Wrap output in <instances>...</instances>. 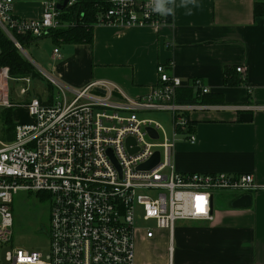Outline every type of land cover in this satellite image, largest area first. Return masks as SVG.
<instances>
[{
	"label": "built area",
	"instance_id": "built-area-1",
	"mask_svg": "<svg viewBox=\"0 0 264 264\" xmlns=\"http://www.w3.org/2000/svg\"><path fill=\"white\" fill-rule=\"evenodd\" d=\"M13 3L0 0V33L24 57L17 35L39 39L52 28L74 24L61 22L59 0H44L38 19L16 16ZM107 3L97 24L158 27L167 23L166 16L152 11V0ZM61 58L60 49L54 48L51 59ZM243 70L235 68L238 73ZM37 73L57 86L61 96L48 103L44 91L41 97L17 104L9 97L8 82L25 84L17 91L23 96L32 78L11 77L7 67H0V108H21L27 114L26 120L14 123L10 140H0V264H134L136 232L152 238L156 230L164 229L171 240L177 221L213 219L215 191L257 190L248 173H183L176 169L172 150L177 139L196 141L191 113L228 108L178 101L182 89L192 90L198 98L209 93L201 79L182 80L165 64H158L156 83L147 93L132 97L107 80L68 91L52 74ZM232 108L250 112L264 110V104ZM155 112L169 115V133L153 119ZM129 138L132 142L127 144ZM132 149L136 151L130 152ZM155 152L159 153L157 166L140 169ZM20 190L35 191L49 200L45 253L4 249L11 239L13 197Z\"/></svg>",
	"mask_w": 264,
	"mask_h": 264
},
{
	"label": "crops",
	"instance_id": "crops-1",
	"mask_svg": "<svg viewBox=\"0 0 264 264\" xmlns=\"http://www.w3.org/2000/svg\"><path fill=\"white\" fill-rule=\"evenodd\" d=\"M43 1L14 0L13 13L38 19ZM92 32L91 44L49 39L53 46L46 63L68 91L107 80L129 96H141L156 83L158 64L182 80L201 79L228 108L191 113L196 141L177 139L176 169L248 173L258 186L221 195L213 201L211 221H177L171 240L164 229L152 238L136 232L134 264H264V110L250 111L252 120L240 122L241 111L232 108L264 104V16H254L253 0H197L191 15L176 7L169 22L158 27L95 24ZM56 47L62 58L53 61ZM238 66L242 73L235 71ZM22 118L27 119L25 110ZM242 194L251 195L250 205L233 207Z\"/></svg>",
	"mask_w": 264,
	"mask_h": 264
},
{
	"label": "rangeland",
	"instance_id": "rangeland-1",
	"mask_svg": "<svg viewBox=\"0 0 264 264\" xmlns=\"http://www.w3.org/2000/svg\"><path fill=\"white\" fill-rule=\"evenodd\" d=\"M49 39H51V37L45 36L23 46L25 57L32 62L31 64L34 65L36 71L38 70L43 76V71L51 74L50 68L46 63L49 48L53 46ZM44 77L40 79L32 78L28 92L23 96H18L17 91L18 87L25 84H19L17 81H9L8 88L11 101L13 103L23 104L24 100L30 97H41L44 91L47 93V96H52V99L60 97L61 94L57 86L49 84L47 78ZM67 98L70 100L71 95L67 94ZM1 109L2 108H0V140H6L5 125L1 115ZM13 116L14 121L23 119V110L17 111L16 108L13 107ZM151 116L158 121L168 133L171 131L168 114L155 112L152 113ZM230 192L232 191H215L213 196L214 204L218 202L221 195ZM49 206V200L42 196L39 197L35 191H18L14 195L12 203L13 225L11 227V239L4 249L9 250L18 248L45 253L49 246ZM143 225V223H136L138 227Z\"/></svg>",
	"mask_w": 264,
	"mask_h": 264
},
{
	"label": "trees",
	"instance_id": "trees-1",
	"mask_svg": "<svg viewBox=\"0 0 264 264\" xmlns=\"http://www.w3.org/2000/svg\"><path fill=\"white\" fill-rule=\"evenodd\" d=\"M108 7L107 0H74L71 5L65 6L60 11L59 18L62 23L72 22L71 26H60L52 28L47 35L54 43L66 44H91L93 38V26L97 24L98 14ZM253 14L256 17L264 16V0H253ZM167 22L170 15L166 16ZM44 36V37H45ZM17 41L23 47L25 44L35 41L30 35H17ZM7 67L11 77L20 78L31 76L40 79V75L33 65L23 56L15 45L2 33H0V67ZM229 77V75H227ZM239 80H236L235 85ZM52 96L47 97L48 103ZM178 101L184 103H203V104H224L221 94L207 93L200 98L196 97L192 90L182 89L178 93ZM1 115L5 125V139L10 140L14 127L13 108L1 109ZM16 120V119H15ZM40 197V195L37 193Z\"/></svg>",
	"mask_w": 264,
	"mask_h": 264
},
{
	"label": "water",
	"instance_id": "water-1",
	"mask_svg": "<svg viewBox=\"0 0 264 264\" xmlns=\"http://www.w3.org/2000/svg\"><path fill=\"white\" fill-rule=\"evenodd\" d=\"M68 1L69 0H59V3L57 4V9L59 11H61L63 8H65ZM238 120L240 122H249L252 120V113L251 112H241L238 116ZM149 132L151 133V135H153L155 137L157 136L156 133H152V131H150V130H149ZM131 142H132V140L129 138L127 140V144H130ZM135 151H136L135 149L130 150V152H135ZM158 161H159V153L155 152L153 154V156L151 157V159L148 162L140 165L139 168L140 169H146V170L153 169L154 167L157 166ZM250 202H251V195L250 194H242L239 197H237L236 199H234L232 201L231 205L233 207H247L250 205Z\"/></svg>",
	"mask_w": 264,
	"mask_h": 264
},
{
	"label": "clouds",
	"instance_id": "clouds-1",
	"mask_svg": "<svg viewBox=\"0 0 264 264\" xmlns=\"http://www.w3.org/2000/svg\"><path fill=\"white\" fill-rule=\"evenodd\" d=\"M197 6V0H152V11L167 16L173 14L176 7L187 9V14L191 15V9Z\"/></svg>",
	"mask_w": 264,
	"mask_h": 264
}]
</instances>
